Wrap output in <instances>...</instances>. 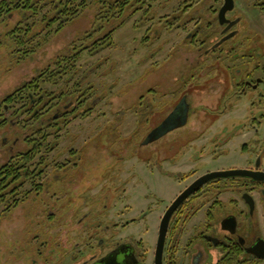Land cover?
I'll use <instances>...</instances> for the list:
<instances>
[{
  "label": "flooded vegetation",
  "instance_id": "af4514ba",
  "mask_svg": "<svg viewBox=\"0 0 264 264\" xmlns=\"http://www.w3.org/2000/svg\"><path fill=\"white\" fill-rule=\"evenodd\" d=\"M183 2L175 13L161 16L155 13L149 17L146 8L150 7V1L138 0L134 5L139 25L148 19L152 21L151 28L147 27L151 31L150 44L155 43L148 54L150 59L162 47L158 44L161 29L171 32L175 22V29L183 31L192 21L176 13L185 15L194 5L197 7L192 12L198 13L196 23L192 29L186 28L176 47L168 49L164 59L150 64V72L155 73L169 58H181L164 71L168 77L165 84L149 81L145 91L136 94L128 106L125 92L116 91L115 97L120 100L116 109L112 108L114 97L108 100L99 97L111 105L109 112L120 121V126L125 112L132 109L135 123L127 136L118 131L117 139L94 140L93 145L87 140L81 143L71 140L66 155H61L57 141H46L45 137L51 133L56 137L76 115L92 112L98 98L91 97L92 82L87 80V71L75 77L72 90L66 91L62 87L74 73V64L64 81L59 63L56 78L62 79L60 82L56 79L58 89L51 98L45 97L43 89L36 95L30 93L29 89L35 86L31 84L28 88V83L33 78L23 83L26 86L22 90H27L29 97L27 102L22 98L27 104L25 113L30 117L27 129L39 134L36 143L57 151L58 157L53 162L52 175L44 173L39 165L36 171L29 170L28 162L36 158L26 155L31 153L32 145L15 156H10L11 153L1 162L0 201L7 203V209L24 203L29 206V196L32 195V200L46 192L50 183L70 195L73 179L91 173L94 149L105 154L104 174L108 179L103 178L102 183L109 184L108 180H112V186L98 190L100 202L80 207L71 201L66 206L56 205L61 200L58 192L52 193L54 205H41V211L48 212L47 219L57 217L58 227L68 221L72 228L71 237L54 240L58 246L55 264H264V0ZM163 20H167L165 24ZM188 51L197 52L196 60H189ZM75 56L76 51L70 57ZM190 70L196 76H191ZM52 100L49 113L47 107ZM184 110L185 122L181 123ZM191 116L195 119L193 125ZM224 116H228V124H220L211 136L207 135L209 127ZM142 123L144 134L139 140L136 135L142 129L136 126ZM110 127L115 130L117 125ZM196 138L203 144L198 146L194 158L219 159L232 148L242 164L183 172L180 179L184 186L167 203L161 206V198L150 193L149 198H144L148 201L144 208L134 211L130 204L132 191L125 186L122 171H118L120 164L131 159L154 165L174 163L180 152L184 154L190 144H195ZM44 160L40 156L36 164ZM231 169H244L247 174L215 177L193 190L170 214L160 245L161 223L176 198L203 175ZM62 211L68 212L64 219ZM78 211L82 212L79 217ZM150 214L157 215V229L155 235L144 239L137 226L146 225L143 234H148Z\"/></svg>",
  "mask_w": 264,
  "mask_h": 264
},
{
  "label": "rangeland",
  "instance_id": "374dc122",
  "mask_svg": "<svg viewBox=\"0 0 264 264\" xmlns=\"http://www.w3.org/2000/svg\"><path fill=\"white\" fill-rule=\"evenodd\" d=\"M56 1L59 2V9L66 7L67 12H62V14L58 12L57 16L61 17L54 21H51L50 18L54 15L52 9L56 3L43 6L36 14H32L30 10L20 12L14 7L10 11L0 12V164L11 153L10 156H15L18 154L16 152L29 148L32 144L28 142L34 140L35 144L40 139L39 134L34 133L30 130L31 128L27 129V125L30 123L29 114L25 113L24 109L27 105H24L27 90L19 92L17 90L22 87L23 83L33 78L32 85L35 87L29 89L30 93L36 95L39 90L43 89L46 92L45 97L51 98L52 94H48L56 93V89H58V86H55L56 79L59 80L58 82L62 78L65 81L72 69H75L72 70L74 73L69 77L67 85L64 84L62 88H66V91L72 90V82L75 77H78L83 71H87V80L92 82L91 97L98 99L94 101L91 113L85 116L76 115L65 125V128L57 132L56 137H54L55 133H51L50 136L45 137V140H56L58 148L62 150L61 155H66L64 152L71 140H76L78 143L87 140L91 141V145H93L94 140L101 142L106 139H117L118 131L122 136H127V133L133 130L135 123L134 117L136 116L132 109L125 112L120 126L118 125L120 121L113 118L109 112L111 105L101 101V98L108 100L114 97L112 108L116 109L120 106V100L117 99V96L115 97L116 91L125 92V105L128 106L136 94L145 91L149 81L155 80L160 84H165L168 77L164 71L170 69L169 67L176 63V59L179 61L181 58L175 56V58H169L155 73L154 71L150 72L152 67L150 64L155 60L158 62L164 59L166 51L171 47L172 49L176 47L177 41L187 32L186 28H191L196 23V13H198L196 10L192 12L197 7L196 5L192 7V10L189 9L185 15H180V11L176 13L175 15L183 18L188 17L187 19L192 21L183 31L175 29V22L171 32L161 29L158 44H162V47L156 56L150 59L148 54L155 43L150 44L151 31L147 27L151 28L152 21L149 22L148 19L144 25L138 24V13L133 10L134 0L124 4L122 11H119L120 7L114 8L113 0L106 2L77 0L75 3H69L67 0ZM146 1H150V7L146 8L149 11L147 17L155 13L157 16L175 13L184 4L183 0ZM192 1L195 3L196 0ZM142 16L143 14L140 15V17ZM166 21L163 20V23L165 24ZM108 32H110L109 38L100 47L97 44H92ZM21 38L24 39L23 43H19ZM163 40L165 41L162 42ZM94 47L97 48L93 50ZM72 48L76 53L78 52L76 60L74 61L73 58L63 59L62 53H70L69 51H73ZM188 52L189 60H196L197 52ZM54 58L61 61L52 63ZM59 63H61V68H69L71 64L74 66H71L72 69L70 67L68 73H65L62 78H56L55 75L54 79L49 80L47 76L56 72ZM190 75L196 76V72L190 70ZM138 85H140L139 88H137ZM12 91L16 92L15 99L17 98V101H3L4 97ZM22 98L25 100L21 101ZM52 103L54 100L47 107L49 113ZM227 117H222L219 122L209 127L207 135L211 136L220 124H228ZM191 118L194 117L191 116ZM193 120L192 125L195 123V119ZM113 124L117 125L115 130L110 127ZM142 125L143 123L137 125L136 128L141 127L142 129ZM145 126L147 125L145 124ZM134 133L137 134L138 131ZM142 133L144 134L143 129L136 135V138L142 139ZM198 141L196 138L195 144L193 142L189 145L190 148L188 146L189 150L183 149V152L186 150L187 152L184 154L180 152L174 163L154 165L153 162L142 163L131 159L120 164L118 171H122L121 177L125 178L127 183L125 186L132 191L130 204L134 211L144 208L148 203L144 198H149L150 193L161 198L163 201L161 206L167 203L184 186L185 183L180 179L183 172L191 171L194 168L204 171L205 169L213 170L242 164L241 158L232 148H229L226 154L219 159L209 156L194 158V154L199 149L198 146L203 144V141L200 140L201 144ZM91 155L92 164L89 170L91 173L87 177L81 176L73 179L74 186H71L72 189L69 188L71 193L68 192L70 195H65L60 191L57 184L50 183L46 192L33 197L32 200V195L29 196V206L24 203L7 209V203L0 201V264H55L54 255L58 252V246L54 240L58 237L61 239L71 237L72 228L68 221L58 227L57 217L47 219L48 212H42L41 205L43 203L54 205L52 193L58 192H61V200L56 205L66 206L68 201H71L73 205L80 207L88 206L92 201L100 202L98 190L112 186V180H108L109 184L102 183V179L108 177L104 174L106 171V164L102 157L105 155L104 152H97L94 149ZM40 156L44 157V163L36 164ZM35 157L34 162H28L29 170L36 171V167L39 165L38 168H42L44 173L52 175L55 171L52 167L53 162L58 157L57 151L42 147ZM116 181L117 179L113 180L114 187H116ZM96 192L98 195H95ZM30 204L32 205L30 206ZM81 213L78 211L77 217ZM67 214L68 212L62 211L63 219ZM156 217L155 214L149 215L148 234H143L146 225L137 226V232H140L144 239L148 235H155Z\"/></svg>",
  "mask_w": 264,
  "mask_h": 264
},
{
  "label": "trees",
  "instance_id": "16d2710c",
  "mask_svg": "<svg viewBox=\"0 0 264 264\" xmlns=\"http://www.w3.org/2000/svg\"><path fill=\"white\" fill-rule=\"evenodd\" d=\"M77 0H67V2L69 3H75ZM102 2H106V1H109V0H100ZM131 0H123V1H119V0H113V2L115 3L114 5V8L117 6V7H120L119 11H122L123 10V5L124 4H127L128 2H130ZM138 0H134V5L137 3ZM52 3H56V5H54L55 7L52 9V13H54L53 17L50 18L51 21H54L58 18H60L61 16L58 15L57 16V13L59 12V14H62V12L66 13L67 12V8H61L59 9V2H57L56 0H1L0 1V12H4V11H10L13 7L18 9L20 12L24 11V10H30L32 12V14H36L37 12H39L40 8H42L43 6H46V5H50ZM117 3V4H116ZM118 3H120L118 5ZM58 6V7H57ZM133 10H137V8H135L133 6ZM46 19V18H45ZM61 26V25H60ZM61 28V27H59ZM59 30V29H58ZM109 35H110V32H108L107 34L103 35L102 38L100 39H96V41H94L92 44H97L98 47H100L107 38H109ZM28 36V35H27ZM24 42V39L21 38L19 43H23ZM97 47H94L93 50H95ZM72 52L69 51L70 53H65L63 54L62 53V56H63V59H67L69 60L70 58H73V60L75 61L76 60V56L78 55V52L76 53V56L75 57H70L73 53H74V49L72 48ZM62 59V60H63ZM61 60H57V59H53L52 63L54 62H59ZM74 66V65H73ZM68 69H70V66L69 68L68 67H64L62 68V70L60 71L62 74H65V73H68ZM57 72H58V69L56 70V72L54 73H50V75L47 76V78L49 80L51 79H54L53 77L55 75H57ZM36 78V77H34ZM34 79L32 81H30L28 83V88L31 87V84L33 83ZM25 85H22V87H20L17 92H19L20 90H22L23 87H25ZM15 91H12L11 93L7 94L3 101H6V102H16L17 101V98L15 99ZM50 94H53V93H49L48 95ZM26 101H29V97H26L25 98ZM21 101H23L21 99ZM85 114L82 113L81 116H84ZM44 147L43 144H38V143H35V144H32L31 146V153L30 154H27L26 155H29V156H35L37 154V152H39V150ZM15 165V164H14ZM29 193V192H28Z\"/></svg>",
  "mask_w": 264,
  "mask_h": 264
},
{
  "label": "water",
  "instance_id": "95a60500",
  "mask_svg": "<svg viewBox=\"0 0 264 264\" xmlns=\"http://www.w3.org/2000/svg\"><path fill=\"white\" fill-rule=\"evenodd\" d=\"M186 117V110H184L182 115L181 123L185 122ZM148 140V137L143 141V143H146ZM247 174V171L244 169H231V170H224V171H212L209 172L199 179H197L195 182H193L190 186L186 188L172 203V205L169 207L168 211L166 212L163 221L160 226V241L159 244H162L163 236L166 230L167 222L169 219L170 214L175 210V208L190 194L193 190L197 189L199 186H201L206 181L215 178V177H224V176H233V175H245Z\"/></svg>",
  "mask_w": 264,
  "mask_h": 264
}]
</instances>
